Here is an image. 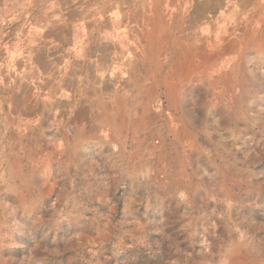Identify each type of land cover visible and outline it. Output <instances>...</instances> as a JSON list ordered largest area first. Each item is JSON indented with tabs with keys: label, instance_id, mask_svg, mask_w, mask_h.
<instances>
[{
	"label": "rangeland",
	"instance_id": "374dc122",
	"mask_svg": "<svg viewBox=\"0 0 264 264\" xmlns=\"http://www.w3.org/2000/svg\"><path fill=\"white\" fill-rule=\"evenodd\" d=\"M38 6L0 0V29L24 9L59 26ZM237 71L218 99L189 85L168 120L89 148L87 174L0 136V264H264V45Z\"/></svg>",
	"mask_w": 264,
	"mask_h": 264
},
{
	"label": "crops",
	"instance_id": "0c3cea01",
	"mask_svg": "<svg viewBox=\"0 0 264 264\" xmlns=\"http://www.w3.org/2000/svg\"><path fill=\"white\" fill-rule=\"evenodd\" d=\"M13 1L55 12L59 26L30 27L24 9L0 29V136L7 150H51L86 174L97 162L88 147H121L144 118L168 120L189 85L218 99L264 45V0Z\"/></svg>",
	"mask_w": 264,
	"mask_h": 264
},
{
	"label": "built area",
	"instance_id": "2783aa9c",
	"mask_svg": "<svg viewBox=\"0 0 264 264\" xmlns=\"http://www.w3.org/2000/svg\"><path fill=\"white\" fill-rule=\"evenodd\" d=\"M92 148V147H91ZM88 149H89V147H88Z\"/></svg>",
	"mask_w": 264,
	"mask_h": 264
}]
</instances>
